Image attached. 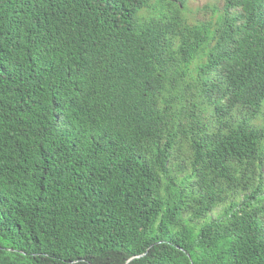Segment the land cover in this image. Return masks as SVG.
I'll return each mask as SVG.
<instances>
[{"label": "trees", "instance_id": "16d2710c", "mask_svg": "<svg viewBox=\"0 0 264 264\" xmlns=\"http://www.w3.org/2000/svg\"><path fill=\"white\" fill-rule=\"evenodd\" d=\"M194 3L0 0V264H264V0Z\"/></svg>", "mask_w": 264, "mask_h": 264}, {"label": "rangeland", "instance_id": "374dc122", "mask_svg": "<svg viewBox=\"0 0 264 264\" xmlns=\"http://www.w3.org/2000/svg\"><path fill=\"white\" fill-rule=\"evenodd\" d=\"M219 1H221V0H219ZM209 2H211V0H195L194 4L195 5H204V4L209 3ZM216 212L213 214V216L216 215Z\"/></svg>", "mask_w": 264, "mask_h": 264}]
</instances>
